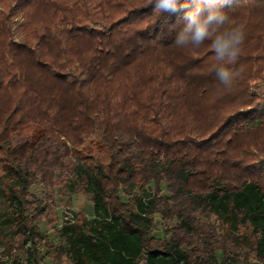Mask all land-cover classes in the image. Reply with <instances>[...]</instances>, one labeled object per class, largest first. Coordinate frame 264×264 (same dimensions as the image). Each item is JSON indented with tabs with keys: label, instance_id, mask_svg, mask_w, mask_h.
Returning <instances> with one entry per match:
<instances>
[{
	"label": "trees",
	"instance_id": "1",
	"mask_svg": "<svg viewBox=\"0 0 264 264\" xmlns=\"http://www.w3.org/2000/svg\"><path fill=\"white\" fill-rule=\"evenodd\" d=\"M187 10L0 0V264H264V0L224 6L231 87L175 45ZM57 186L92 210L51 238Z\"/></svg>",
	"mask_w": 264,
	"mask_h": 264
},
{
	"label": "clouds",
	"instance_id": "2",
	"mask_svg": "<svg viewBox=\"0 0 264 264\" xmlns=\"http://www.w3.org/2000/svg\"><path fill=\"white\" fill-rule=\"evenodd\" d=\"M229 0H148L155 13L175 14L181 8L188 9L182 19L183 27L177 33L174 41L179 48L199 49L206 40L214 52V70L218 80L231 87L234 79L240 75L228 66L234 65L246 41V30L242 24H231L224 6Z\"/></svg>",
	"mask_w": 264,
	"mask_h": 264
},
{
	"label": "rangeland",
	"instance_id": "3",
	"mask_svg": "<svg viewBox=\"0 0 264 264\" xmlns=\"http://www.w3.org/2000/svg\"><path fill=\"white\" fill-rule=\"evenodd\" d=\"M15 24H20L23 22V18L18 16L14 19ZM16 25H13V40L18 41L21 39V34L15 31ZM73 162V161H71ZM171 175L170 173H165L164 179L169 181ZM61 187V186H60ZM60 187H54L46 189L45 192L49 195L50 202L46 207V212L38 224V229L44 235L48 234L51 238H53V233L56 226L63 220L66 214H70L73 217V221L77 218L82 219L85 217L91 216V202L87 196L78 192L72 195L66 194L63 195L60 191ZM156 221L161 224V220L158 216H156ZM56 243V241H53ZM240 253V251L238 250ZM52 264H69L67 258L62 257V261L60 263H52Z\"/></svg>",
	"mask_w": 264,
	"mask_h": 264
},
{
	"label": "built area",
	"instance_id": "4",
	"mask_svg": "<svg viewBox=\"0 0 264 264\" xmlns=\"http://www.w3.org/2000/svg\"><path fill=\"white\" fill-rule=\"evenodd\" d=\"M73 222V217L70 214H66V216L63 218V220L56 226L55 229H59L64 225H67L69 223ZM55 231V230H54ZM54 235V233H53ZM2 251V249L0 248V252Z\"/></svg>",
	"mask_w": 264,
	"mask_h": 264
}]
</instances>
